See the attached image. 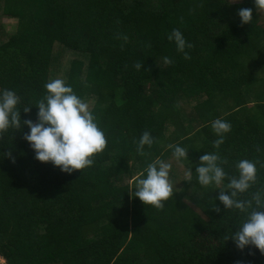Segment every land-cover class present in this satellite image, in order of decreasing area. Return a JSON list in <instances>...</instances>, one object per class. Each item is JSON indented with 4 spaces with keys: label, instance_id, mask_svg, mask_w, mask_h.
Wrapping results in <instances>:
<instances>
[{
    "label": "trees",
    "instance_id": "obj_1",
    "mask_svg": "<svg viewBox=\"0 0 264 264\" xmlns=\"http://www.w3.org/2000/svg\"><path fill=\"white\" fill-rule=\"evenodd\" d=\"M241 8L252 9L250 22L241 24ZM2 16L16 27L9 32L0 18V90L19 96L21 120L0 131L4 264H264L259 250H238L231 238L252 209H224L217 199L241 159L256 162L257 178L238 199L264 189V8L253 0H0ZM174 28L192 45L187 57L167 39ZM56 78L89 104L107 140L92 166L71 174L37 161L23 139L24 121L36 122L44 85ZM217 118L231 124L218 149ZM145 131L153 143L138 153ZM170 145L187 149V159ZM213 151L227 176L201 186L195 166ZM156 159L171 164L173 196L161 209L131 195Z\"/></svg>",
    "mask_w": 264,
    "mask_h": 264
},
{
    "label": "clouds",
    "instance_id": "obj_2",
    "mask_svg": "<svg viewBox=\"0 0 264 264\" xmlns=\"http://www.w3.org/2000/svg\"><path fill=\"white\" fill-rule=\"evenodd\" d=\"M256 8H264V0H253ZM241 24L252 20V9L238 10ZM127 40V37H124ZM167 39L174 41L178 52L184 51L192 45L188 43L179 29H172ZM164 63H171L164 57ZM137 63V69L142 68ZM44 97L37 102V120H25L28 132L23 139L29 144L35 154V159L41 163L50 162L53 167L59 168L62 173L71 174L74 170H81L94 164L93 157L104 150L107 140L104 131L98 126L95 115L89 110V104L78 96L71 85L63 79L56 78L47 81L44 85ZM19 96L9 89L0 90V131L10 126L17 128L21 125L20 111L16 108ZM31 107L25 108L27 113ZM212 129L217 139L213 147L218 149L224 142L225 134L231 130V124L222 119L212 121ZM153 138L148 131L142 133L137 152L143 153L145 145L151 146ZM173 148V156L178 160L187 159L188 150L179 145ZM223 161L218 152H204L195 166L198 183L201 186L211 184L220 185L224 182L227 173L221 166ZM238 175L229 178L227 191H220L217 199L224 209H238L247 211V217L231 235L238 250L246 246H253L264 254V189L252 195L251 200H241L238 196L246 192L257 178L256 162L248 159L239 160L236 165ZM171 164L164 160H156L147 165L144 173L136 180L134 192L131 195L138 198L145 206L151 205L157 209L164 207V201L173 196V186L169 180ZM189 180L193 175L192 169L186 172ZM253 202L255 207H253ZM217 212L220 211L216 207Z\"/></svg>",
    "mask_w": 264,
    "mask_h": 264
},
{
    "label": "rangeland",
    "instance_id": "obj_3",
    "mask_svg": "<svg viewBox=\"0 0 264 264\" xmlns=\"http://www.w3.org/2000/svg\"><path fill=\"white\" fill-rule=\"evenodd\" d=\"M231 3H236L239 2L241 0H229ZM2 19L3 24L6 26L7 30L9 32H12L15 30L16 27V20L15 19H10V18H6V17H0ZM157 160V159H156ZM0 261L3 262L0 258ZM5 263V262H3Z\"/></svg>",
    "mask_w": 264,
    "mask_h": 264
},
{
    "label": "crops",
    "instance_id": "obj_4",
    "mask_svg": "<svg viewBox=\"0 0 264 264\" xmlns=\"http://www.w3.org/2000/svg\"><path fill=\"white\" fill-rule=\"evenodd\" d=\"M1 260L4 262V260L1 258ZM1 262V261H0Z\"/></svg>",
    "mask_w": 264,
    "mask_h": 264
},
{
    "label": "built area",
    "instance_id": "obj_5",
    "mask_svg": "<svg viewBox=\"0 0 264 264\" xmlns=\"http://www.w3.org/2000/svg\"><path fill=\"white\" fill-rule=\"evenodd\" d=\"M1 264H4L3 262H0Z\"/></svg>",
    "mask_w": 264,
    "mask_h": 264
}]
</instances>
